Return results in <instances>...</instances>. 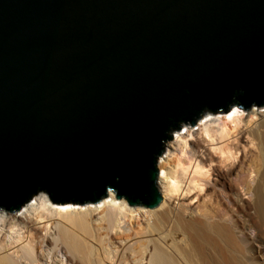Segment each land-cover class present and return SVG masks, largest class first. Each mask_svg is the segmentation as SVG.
<instances>
[{"label":"water","instance_id":"95a60500","mask_svg":"<svg viewBox=\"0 0 264 264\" xmlns=\"http://www.w3.org/2000/svg\"><path fill=\"white\" fill-rule=\"evenodd\" d=\"M255 106L264 0H0V210L157 209L174 133Z\"/></svg>","mask_w":264,"mask_h":264},{"label":"bare ground","instance_id":"6f19581e","mask_svg":"<svg viewBox=\"0 0 264 264\" xmlns=\"http://www.w3.org/2000/svg\"><path fill=\"white\" fill-rule=\"evenodd\" d=\"M255 107L251 112V117L259 118V124L254 128L257 135L253 133L255 139H249L250 131L244 127L231 139L227 153L228 161H236L244 155L243 149L248 148L245 145L253 147L257 144L254 140L261 139L263 147L257 157L259 160L250 159L254 161V168L258 167L257 178L251 183L248 176V183L247 173L237 177L236 181L241 192L251 195L264 217V114ZM205 118V122L212 119L209 115ZM220 123L217 132L206 127L211 140L214 137L210 134L230 137L243 123L241 111L234 108ZM182 139L177 136L174 148L184 153L188 142L182 146L178 142ZM198 139L191 144V156L197 169L206 170L210 177L213 175L209 184L220 186L225 192L231 208V212L225 211L229 214L227 221L223 219L226 214L221 215L219 208L198 211L187 207L185 196L162 194L163 203L152 211L141 206L132 207L125 199L118 202L116 194L109 191L107 198L88 204L84 210H75L73 205H55L47 194L39 193L17 214L0 210V264H249L241 246L237 219L246 204L229 184L231 174L237 171L234 170L236 164L231 162L234 164L227 170L216 169L209 149ZM159 184L161 189L162 184L165 185V192H172L177 187L165 169L160 172ZM141 210L146 211L147 219L142 218ZM131 220H138V226H130ZM255 227L257 238L263 239L264 218L258 219Z\"/></svg>","mask_w":264,"mask_h":264},{"label":"rangeland","instance_id":"374dc122","mask_svg":"<svg viewBox=\"0 0 264 264\" xmlns=\"http://www.w3.org/2000/svg\"><path fill=\"white\" fill-rule=\"evenodd\" d=\"M255 108L259 110L261 114H264V107H261V108L255 107ZM238 109L242 113L243 123L239 125L232 132L231 136L228 138L222 137L219 133L210 134L211 136L214 137L212 140H215V141L213 142L207 135L205 129L208 126L209 129L213 130L214 132H217V130H219L221 126L220 120L223 118L225 119V117H228L229 113L228 114L227 113H217V114L209 113L207 115H209L212 118L209 121L205 122L204 119L206 118L204 116V118L200 120L195 127H193L190 124L183 125L181 131L175 132L174 139L171 142H168L166 144V150H165L163 157L160 158L159 160L158 168L160 172L162 169H165L168 173H170V176L177 183V187L172 192H165V189L163 190L165 185L163 184H162V189L160 187V184H159V188L164 196L165 194L168 195V197L172 196V197L183 198L185 196V198L187 199L186 204H187V207L189 208L196 209L198 211L199 210L203 211L207 208L218 210L219 208L221 215L224 216L226 214L223 219L227 221V218H229L228 212H231V208L229 207V202L226 199L225 192L220 188V186L209 184L210 179L212 180L213 178V175L212 177H210L209 174L206 175L207 173L206 170L203 171V170L197 169L196 162L195 160H193L191 156V150H192L191 144L197 138H199L198 140H200L202 145L206 146V148L209 149L211 160L216 164L215 166L216 169H220L222 171L224 169L227 170V167H230V165L235 163L236 168H234V170H237V171L231 174V180L229 184L230 186H233V188L236 189V192H238V196L243 201L244 205L245 204L247 205V206L245 205L246 207L245 210L247 209V211L244 210L241 214L237 216L238 224H239V229H238L239 238L241 241L242 249L245 252L244 257L245 259H247L246 261L249 264H264V238L263 239L257 238V230H256L257 228L255 227V223L258 221V219L260 221L261 219L264 218L262 217L263 213L259 210V207L256 206L255 202H253L254 200L251 197V195L246 194L245 191L241 192L242 188H240L241 186L237 184V181H236L238 179L237 177L243 174L247 175V173H249L246 176L247 181L249 177H251L249 180L252 179V181H250L252 183L254 179L257 178L256 170H258V167L254 168L255 164L253 163L255 159L256 161L259 160L257 159V157H259L260 154L262 153L261 150H262L263 144L261 142V139L257 138L258 141L254 140V142H257L258 144L259 139L261 142V143L259 142L260 145L258 144V147H257L259 148L258 150L257 148L254 147L255 145H257L255 143H254L255 145H253L254 148L253 147L249 148V145H245V146H248V148L243 149L244 155L243 156L241 155L239 159L236 161L234 160L228 161L229 156L227 153V148L229 147L228 144L233 140V136L234 137L236 136V132L238 130L243 129L244 127L247 128L250 131V136H251L249 139L251 141L255 139V136L253 135V133L257 135L254 128L256 124H259V118L251 117V112L254 108H252L249 111H244L243 109H240V108ZM202 121H204V123H202ZM245 124L248 126H245ZM232 128L234 129V127ZM177 136L183 137L182 140H178V142L181 143L182 146L184 145L185 141L188 142V146L185 148L184 153L183 151L182 152L180 150L177 151L174 148L175 145L177 144ZM259 150L261 152H259ZM249 161H252V162H249ZM231 162H234V163H231ZM249 166L253 168L255 171L253 169H250ZM241 167H242V170L240 171ZM248 170L249 171L253 170L254 172L252 171L249 172ZM238 172H239V175H237ZM212 183L216 184V182H212ZM204 184L206 186H204ZM253 185L256 186L255 183H253ZM120 201L122 200H119L118 202ZM252 203L253 205L254 204L255 205L254 206L251 205ZM97 205L100 206L101 204H97ZM87 207H88L87 205H83V206L73 205V209L75 210H80V209L84 210ZM254 207L257 208L258 211H256L257 209H255ZM223 211L224 212L228 211V212L224 213ZM100 212L101 210L99 211V213ZM145 212H146L145 210L143 211L141 210V216H144L142 218L147 219L148 215ZM17 213H19V211L16 213H10V214H17ZM137 223H138V220H131L129 224L130 226L134 224V226L137 227L138 226Z\"/></svg>","mask_w":264,"mask_h":264}]
</instances>
